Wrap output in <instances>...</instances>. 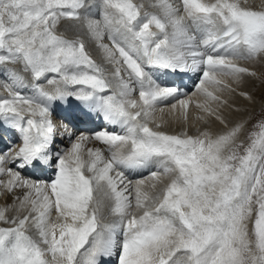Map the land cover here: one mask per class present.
<instances>
[{
  "label": "snow or ice",
  "instance_id": "1",
  "mask_svg": "<svg viewBox=\"0 0 264 264\" xmlns=\"http://www.w3.org/2000/svg\"><path fill=\"white\" fill-rule=\"evenodd\" d=\"M255 57L264 7L248 0H0V189L13 194L0 207V264H264V121L244 147L245 124L228 125L217 94L234 91L219 76H255L233 58ZM188 73L205 126L170 134L156 108L187 95L173 78ZM177 102L187 121L190 99ZM81 113L112 130L77 133Z\"/></svg>",
  "mask_w": 264,
  "mask_h": 264
},
{
  "label": "rangeland",
  "instance_id": "2",
  "mask_svg": "<svg viewBox=\"0 0 264 264\" xmlns=\"http://www.w3.org/2000/svg\"><path fill=\"white\" fill-rule=\"evenodd\" d=\"M144 1L147 2V3L149 2V0H143V1L135 0V2H137V3L144 2ZM88 3L95 4V5L98 6L100 4V0L99 1L97 0V2H96V0H95V2H94V0H88ZM96 10L99 11V8L97 7V8L94 9V11H96ZM149 10H152V9H149ZM97 17L99 18L98 15H97ZM97 17H96V19H98ZM72 22L73 21H67V20H62L61 21V27H60L59 30L64 35H66L68 38H76V36L78 35V33H76V32L71 30L70 23L72 24ZM67 24H69V25H67ZM63 25H67V27H63ZM82 38L85 40L86 48L89 51V53L92 55L93 59L96 57L95 60L98 63H101L102 61H98V60H103V57L99 58V54L100 55H102V54L100 52L98 54V51L95 54H93V52L91 51V49L93 50V47L95 49H97L96 42L94 40L88 39L87 36H82ZM105 40L107 42H109L107 39H105ZM102 63H104V62H102ZM235 64L239 65V62H235ZM250 65H251V67H248V69L251 72H255V76L247 75V74L242 75L240 77V79L237 81V83L234 80H232L231 83H229V84H231V87H232V89H234V91L224 90V96H221V97H222V99L227 101V104L220 106V113L226 119V121L228 122L229 126H232L233 124L238 123V122L245 124V132L240 137L241 140H244V147H246L247 144H248V140L246 139L248 133H250V132H252L254 130L255 131L257 130L256 128H254V125H256L257 122H259V121H264V73H262V72H260L259 70L256 69V67H257L256 62H253ZM9 66L12 67V68H15V69H19L20 68L19 65H9ZM240 67H241V65H240ZM111 69H112V67L111 68L108 67V71H111ZM22 74L25 75L26 79L30 80V75L29 74H25V73H22ZM3 81H5V80L0 79V84L7 82V81H5V82H3ZM255 87L261 89L263 93H260L258 95L253 93V94L250 95L251 97L250 96L249 97L246 96L244 98L245 101H244V99H242V100L238 99L239 96H241V97L245 96V95H241V93H243L245 91L244 93L248 94V93H250L249 90L251 88L253 89ZM227 91H229L230 93H228ZM0 92H3V88L2 87H0ZM218 95H220V94H218ZM212 106L213 107H217V105L215 103H213ZM254 106H255V109L252 110L254 108ZM197 110H198V108H197ZM199 112H200V110H198L197 113H195V117H196L195 120L197 122V124H195V125H197L198 127H194L195 129L194 130H190V132L188 131L189 134L194 135V134H196L197 129H201V128H203L205 126L204 121H201V120L197 119L198 116L202 115V113L201 112L199 113ZM234 112H240L242 117H244V118H242L241 115H240L236 119V117L232 115ZM168 117H170V116H168ZM55 118L56 119L59 118V119L62 120L64 118V115L61 114V116H60V114H59V115L55 116ZM167 121H168V124H167L168 127H166V129H162V130H165L167 132L169 131L168 133L175 132V133L179 134L182 131L189 130L190 118H188V120L185 121L184 124H182V127H180V128H183V129H179L180 131H177V132H176V129L171 128V126L175 125V124H173V120L171 118H167ZM208 122L209 123H207V127L210 128V130H212L213 132L223 131L224 125L220 124L219 121H216L214 118H210L208 120ZM193 126L194 125H191L190 128H193ZM1 130H2L1 132L7 131V130L3 131V129H1ZM6 138H8L7 135H3V136L0 137V139H4V140ZM14 143L18 144L19 140H15ZM65 146L67 147V143L63 147L65 148ZM90 147H93V145H91ZM240 150H241V152H243V148H241ZM5 198H6V196H5ZM5 198L3 200V204H2L3 206L7 205V202H6ZM253 207H254L253 215H252L251 218L248 219L247 227H248V239L250 241L254 242L255 241V236H254L253 229H254V220H255V205ZM132 211L133 212H137L138 210L133 208ZM109 217L111 218V216H107L105 222H107L109 220L108 219ZM52 219L55 222V220H54L55 219V215H53Z\"/></svg>",
  "mask_w": 264,
  "mask_h": 264
},
{
  "label": "bare ground",
  "instance_id": "3",
  "mask_svg": "<svg viewBox=\"0 0 264 264\" xmlns=\"http://www.w3.org/2000/svg\"><path fill=\"white\" fill-rule=\"evenodd\" d=\"M99 1V0H98ZM141 1H143V0H141ZM94 2H95V0H94ZM96 2H97V0H96ZM173 2H175V0L173 1ZM99 3V2H98ZM144 3L146 4V6H147V2H145L144 1ZM248 3H249V5H251V6H253L254 8H256V9H259V8H261V7H264V0H248ZM95 5V4H94ZM96 11H98V10H96ZM95 17V16H94ZM93 17V18H94ZM97 17V16H96ZM95 17V18H96ZM98 18V17H97ZM63 23V22H62ZM66 23V22H65ZM73 23H75V22H72V24ZM71 23H70V26L72 25ZM67 25H69V24H67ZM67 25H63V27H67ZM104 43H109V42H107L106 40H104ZM97 47V46H96ZM91 51L93 52V54H95L97 51H98V54H99V52L101 53V50L99 49V48H97V49H95L94 47H93V50L91 49ZM103 55V54H102ZM102 55H100L99 54V58L100 57H103ZM96 58V57H95ZM94 58V59H95ZM98 61H102V62H104L103 60H98ZM252 61V62H251ZM101 62V63H102ZM235 62H239V65L238 66H240L241 65V67H251V63H253V62H256V65H257V67H256V69L257 70H259L260 72H262V73H264V57H255V58H252V59H238V58H233V63H235ZM10 67V66H9ZM108 67H112V66H108ZM25 74H27V73H25ZM218 78H220V79H223V80H225L227 83H231V81L233 80L231 77H228V76H219ZM173 79H175V82L176 83H180L181 84V90H182V92H184V93H186L187 95H181V96H179V97H177L176 99H170L168 102H166V103H163V104H159V105H157V108H156V114H155V117H154V119H155V121L156 122H158V123H161L162 124V129H166V127H168L167 126V124H168V121H167V118H171L172 120H173V124H175L174 126H171V128H174V129H176V132L177 131H180L179 129H183V128H180V127H182V124H184L185 123V120L183 119V113H184V109L178 104V100H180V99H190V104H189V107H188V109H187V113H188V118H190V127H191V125H194L193 126V128H190L189 127V130H187V131H189L190 132V130H194L195 128L194 127H198L197 125H195V124H197V122H196V120H195V113H197V111L199 110H197V107H196V104L197 103H203L204 102V100H205V97L202 95V94H199V93H197L196 92V89H195V83H197L198 82V74H196V73H188L187 75H184L183 77H182V83H181V81H180V79L179 78H173ZM3 82H5V81H3ZM170 82V81H169ZM194 82V83H193ZM236 83H237V81H235ZM190 84H192V86L190 87ZM235 84V83H234ZM211 90V89H210ZM242 90V89H241ZM249 90V89H248ZM250 93H246L247 95L246 96H250L251 94H256V95H258V94H260V93H263L262 92V90L261 89H259V88H251L250 90ZM228 93H230L229 91H227ZM245 92V91H244ZM243 92V93H244ZM218 94H222L221 96H224V91H222V92H217ZM226 95V94H225ZM246 96H239V98L238 99H240V100H242V99H244ZM251 97V96H250ZM134 98H138V93H136L135 95H134ZM244 101H245V99H244ZM252 102V101H251ZM250 102V103H251ZM70 103H74V102H70ZM249 103V102H248ZM172 104H177V107L175 108V109H173L172 108ZM252 104V103H251ZM249 105V104H248ZM252 107V106H251ZM161 108H163V112H161L160 111V109ZM255 109V106H254V108L252 109V110H254ZM197 110V111H196ZM62 112H63V110H61ZM200 113V112H199ZM232 114V113H231ZM246 114V113H245ZM58 115V114H57ZM56 115V113H54V116H53V119L54 120H56V122L59 124L62 120H64V119H56L55 118V116H57ZM233 116H235L236 117V119L241 115V113L240 112H234L233 114H232ZM60 116H61V114H60ZM168 116H170V117H168ZM80 117H82V116H80ZM241 117H242V115H241ZM242 118H244V117H242ZM241 118V119H242ZM58 120V121H57ZM85 121L86 122H82V124H85L84 125V129L82 130V129H79V130H76L77 131V133H80V132H84L85 134H91V132H93V131H95V129H93L91 126H90V124H88L89 122H91L92 123V121H89V120H87V119H85ZM66 122V121H65ZM79 122V121H78ZM209 123V122H208ZM105 124V123H104ZM107 127H108V125H107ZM109 130H112V128H109ZM117 131H119V129H116ZM255 131V130H254ZM169 132V131H168ZM171 134H177V133H175V132H170ZM1 137V136H0ZM64 143H67V146H69V141L67 140V138H64L63 139V143H61V139L59 138V133H58V139H57V147H60V148H62L65 144ZM91 145H93V147H97V146H101V145H99L97 142H90L87 146L88 147H90ZM3 147V145H2V143H1V139H0V148H2ZM66 147V146H65ZM102 147V146H101ZM241 151V150H240ZM148 171L149 170H142L139 174H130L129 175V178L130 179H132L133 181H135V179H140V178H144V177H147V175H148ZM25 175H28V173H24ZM126 174H128V173H126ZM40 178H43V179H45L44 177H40ZM149 183H151V182H149ZM20 193H19V190H17V192L15 193V195H19ZM5 196H6V198H5ZM4 198H5V200H6V202H7V204H11L12 202H13V194H9V193H7L5 190H3V189H0V207H4L2 204H3V200H4ZM2 202V203H1ZM53 215H55L54 213H53ZM109 220H111L112 219V217L110 218H108ZM55 220V219H54ZM54 222V221H53ZM0 226H3V225H0Z\"/></svg>",
  "mask_w": 264,
  "mask_h": 264
}]
</instances>
